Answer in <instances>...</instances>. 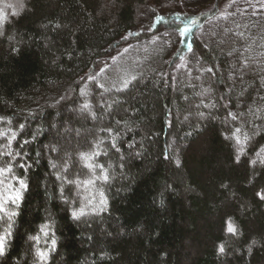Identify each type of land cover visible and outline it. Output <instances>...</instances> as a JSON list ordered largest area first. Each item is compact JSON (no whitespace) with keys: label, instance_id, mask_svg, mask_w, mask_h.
<instances>
[{"label":"trees","instance_id":"obj_1","mask_svg":"<svg viewBox=\"0 0 264 264\" xmlns=\"http://www.w3.org/2000/svg\"><path fill=\"white\" fill-rule=\"evenodd\" d=\"M10 3L0 264H264V0Z\"/></svg>","mask_w":264,"mask_h":264},{"label":"rangeland","instance_id":"obj_2","mask_svg":"<svg viewBox=\"0 0 264 264\" xmlns=\"http://www.w3.org/2000/svg\"><path fill=\"white\" fill-rule=\"evenodd\" d=\"M2 5L5 6V7H11V3H10V0H2ZM106 8H110L109 6H107ZM15 10V9H14ZM20 10V6L17 7V11ZM246 33V24L244 23V26H233V25H226V26H223L222 28H217V27H214V26H208L204 31H203V36L205 38H208V39H212L214 42H213V46L219 50V51H222V50H228L230 47H231V51H229V57L231 58L232 57V60L231 62L234 64V55L237 51H239V49L244 52V48L242 47H239L235 42H233L230 47L227 49L226 47V39L230 36V35H233L234 38L237 37L238 35H242ZM242 37V36H241ZM242 39V38H241ZM244 44V43H243ZM242 44V46H243ZM154 46V47H153ZM159 45H152V47L155 49H158ZM143 49L142 48H138L135 50L134 54L131 55L130 59L132 62L136 61L137 59V55L139 52H141ZM263 57V59H259V58H254L253 59V56L251 53L248 54V58H252V60L258 64L260 67L263 66V60H264V55L262 54L261 55ZM198 63V62H197ZM197 65V69H198V72H199V76H201L202 74V69L200 68V66L198 64ZM241 69L239 71V74L238 76L242 77L241 75ZM150 72L148 73H145L144 72V76L147 77V75H149ZM188 84H190L189 82H187ZM204 84L200 83V89L199 91L196 93L197 97L200 99L201 98V101H200V105H202V98L205 97H210L211 96V93L208 92L207 90L206 91H203L204 87L203 86ZM256 162H260V163H263V159L262 157L258 154V156L256 157ZM72 184H74L80 191L81 193L83 192V196H82V202L85 204H90V201H89V192L85 190V187H86V184L85 183H80V182H77V181H74L72 182ZM32 241H36V240H32Z\"/></svg>","mask_w":264,"mask_h":264}]
</instances>
